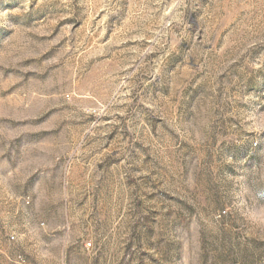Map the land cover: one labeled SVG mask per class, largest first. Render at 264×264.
Here are the masks:
<instances>
[{
	"label": "rangeland",
	"instance_id": "1",
	"mask_svg": "<svg viewBox=\"0 0 264 264\" xmlns=\"http://www.w3.org/2000/svg\"><path fill=\"white\" fill-rule=\"evenodd\" d=\"M264 0H0V264H264Z\"/></svg>",
	"mask_w": 264,
	"mask_h": 264
},
{
	"label": "clouds",
	"instance_id": "2",
	"mask_svg": "<svg viewBox=\"0 0 264 264\" xmlns=\"http://www.w3.org/2000/svg\"><path fill=\"white\" fill-rule=\"evenodd\" d=\"M248 119L251 121L249 127L257 133L264 132V113L256 115H249Z\"/></svg>",
	"mask_w": 264,
	"mask_h": 264
}]
</instances>
